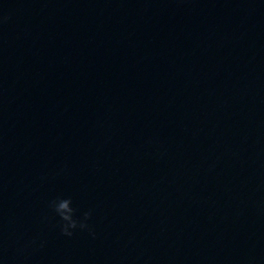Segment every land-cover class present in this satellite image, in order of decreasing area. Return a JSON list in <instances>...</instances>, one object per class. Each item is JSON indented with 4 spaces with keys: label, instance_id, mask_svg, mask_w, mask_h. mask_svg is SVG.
Instances as JSON below:
<instances>
[{
    "label": "water",
    "instance_id": "water-1",
    "mask_svg": "<svg viewBox=\"0 0 264 264\" xmlns=\"http://www.w3.org/2000/svg\"><path fill=\"white\" fill-rule=\"evenodd\" d=\"M0 17L3 264H264L261 0ZM57 194L94 210L95 237L60 233Z\"/></svg>",
    "mask_w": 264,
    "mask_h": 264
},
{
    "label": "clouds",
    "instance_id": "clouds-1",
    "mask_svg": "<svg viewBox=\"0 0 264 264\" xmlns=\"http://www.w3.org/2000/svg\"><path fill=\"white\" fill-rule=\"evenodd\" d=\"M261 3H264V0H261ZM3 19L5 17H0V21ZM47 208L52 217L58 218L56 227L62 235L72 237L77 232H87L95 237L96 231L92 223L94 210L92 208L81 210L74 204L71 195H54L48 201ZM48 218L47 215L44 217L45 220H48ZM0 264H3V262L0 261Z\"/></svg>",
    "mask_w": 264,
    "mask_h": 264
}]
</instances>
